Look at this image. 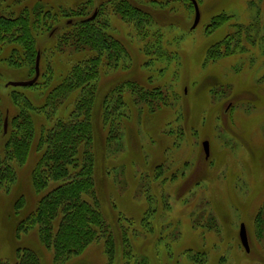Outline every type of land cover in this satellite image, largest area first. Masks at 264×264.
Returning a JSON list of instances; mask_svg holds the SVG:
<instances>
[{
    "label": "rangeland",
    "instance_id": "374dc122",
    "mask_svg": "<svg viewBox=\"0 0 264 264\" xmlns=\"http://www.w3.org/2000/svg\"><path fill=\"white\" fill-rule=\"evenodd\" d=\"M36 1L24 3L31 8ZM45 1L52 12L38 17L37 40L23 41L24 50L22 40L8 43L0 56V162L11 163L15 177L0 188V264H26L23 251L38 264H264V0H195V27L194 0H129L150 12L141 26L119 0ZM6 4L0 0V14L8 13ZM82 4L87 11L75 14ZM97 5L98 20L125 48L119 62L101 57L93 104L79 113L89 122L95 157L94 192L84 197L105 226L98 222V238L61 259L38 224L20 222L59 183L43 191L34 184L47 132L56 117L66 123L77 117L80 89L42 107L51 86L84 55L60 44L68 32L61 12L88 15ZM48 24L58 26L49 38ZM36 47L39 76L45 75L19 90L35 120L22 156L16 121L9 132L19 108L4 82L32 74Z\"/></svg>",
    "mask_w": 264,
    "mask_h": 264
},
{
    "label": "trees",
    "instance_id": "16d2710c",
    "mask_svg": "<svg viewBox=\"0 0 264 264\" xmlns=\"http://www.w3.org/2000/svg\"><path fill=\"white\" fill-rule=\"evenodd\" d=\"M24 1L1 0L2 3H7L5 9L8 13L0 14V56L3 48L8 43L12 44L17 40L19 42L22 40V43L25 40L29 42L37 40L38 34L42 31L40 30L41 24H39L38 17L43 14L45 18V15L52 12L51 4L45 0H37L31 8ZM10 2L17 4H8ZM117 5H121L123 12L137 25L141 26L143 23L150 21V12L132 4L129 0H119ZM88 7L87 4H82L81 7L74 9V12L78 14L81 11H87ZM99 11L100 5L94 6L88 15H78L81 16L80 19L78 16L73 17L74 14L69 10L61 12V17L64 18L63 23H65L68 32L66 31L67 33L61 36L60 44L71 48L74 51L73 53H84V55L75 60L69 73L65 74L59 83L51 86L50 93L42 107L46 105L55 107V100L59 97L80 89L81 93L75 101V110L73 111L77 114V117H74L76 119L72 123H66L60 117H56V126L47 132L44 141L41 140L44 143L42 146H44L45 151L37 164L34 184L39 191H43L52 182L58 181L59 183L44 193L37 208L24 216L20 222L21 226L25 225V227L38 224L37 226L47 239V243L54 245L57 256L59 255L61 259L79 252L88 243L97 239L98 222H101V226H105L99 208L91 207L84 197L87 189L91 192L94 188L93 169L95 157L89 146L92 139L90 125L87 124L89 122L86 121V118L85 120L81 118L79 113L85 111V107L93 104L96 86L91 82L99 71L101 57H106L109 60L116 58L119 62L125 48L117 37L106 30L104 25L106 22L98 20ZM56 18L58 19V17ZM50 26L51 24H48L43 27V29H48L47 38L57 34L58 26ZM139 29H142V27H139ZM17 48V46L14 47L15 50ZM22 49L24 50V43ZM40 50V47H36L33 51L32 74L17 78L18 80H29L35 76L36 59ZM89 51H91L90 55H88ZM18 57L25 60L24 56L20 57L19 55ZM13 58L11 54L8 57L9 62ZM16 64L19 65V63ZM44 75L41 71L39 78L33 84L27 86L7 85L14 78L7 79L4 82V87H8L10 94L15 96L16 101L14 102L19 108V111L9 119V132L11 123L16 121L15 129L19 128L23 136L17 137L15 144L16 149L22 156L26 154L29 144L27 134L34 131L35 120L31 114L34 111L30 110V105L33 106V104L28 99L29 97H26L27 101H22V93L19 90L35 87ZM135 85L139 86L138 83H135ZM117 105L114 110H111V113L115 114L119 110ZM112 107L109 104V108ZM26 109H29L30 112L25 111ZM111 113L109 114L111 115ZM6 116L7 113L2 116L1 132L3 135L5 134L3 122ZM3 162H0V188H3L15 178L13 165ZM17 202L21 204L24 203V200L21 198ZM109 246L111 248V245ZM22 258L26 264L39 263L35 254L31 251H23Z\"/></svg>",
    "mask_w": 264,
    "mask_h": 264
},
{
    "label": "water",
    "instance_id": "95a60500",
    "mask_svg": "<svg viewBox=\"0 0 264 264\" xmlns=\"http://www.w3.org/2000/svg\"><path fill=\"white\" fill-rule=\"evenodd\" d=\"M194 5H195V10H196V16H195V21H194L193 27H195L198 24L199 19H200L199 6L195 0H194ZM39 57H40V55H38V57H37L35 77H33L32 79H29V80H12V81H9L7 83V85L26 86V85L33 84L36 81L37 77L39 76ZM6 126H7V121L5 122V128H6ZM203 145H204L205 151L208 155L209 154V142L204 141ZM240 238H241L242 244L244 245L246 250L249 251L250 248H249V241H248V235H247V229H246L245 223H242L240 226Z\"/></svg>",
    "mask_w": 264,
    "mask_h": 264
}]
</instances>
